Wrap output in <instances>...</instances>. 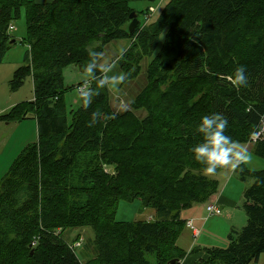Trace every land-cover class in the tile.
I'll return each mask as SVG.
<instances>
[{"label": "trees", "instance_id": "trees-1", "mask_svg": "<svg viewBox=\"0 0 264 264\" xmlns=\"http://www.w3.org/2000/svg\"><path fill=\"white\" fill-rule=\"evenodd\" d=\"M162 1L0 0V65L14 45L11 24L24 9L22 43L28 49L10 88L19 91L28 78L34 86V100L0 120L38 123V141L19 154L0 183V252L19 249L22 255L10 264H180L200 253L204 257L192 264H254L264 254V170L246 165L236 174L251 182L242 205L247 224L230 231L228 247L187 253L178 246L188 226L182 213L207 207L220 189L190 151L202 140L196 131L201 117L222 114L229 122L226 135L239 145L254 142L264 125V0H168L155 22L129 32L137 13L133 2ZM122 39L132 41L119 63L123 84L139 76L145 58L151 61L146 88L117 112L108 84H100L106 75L99 61L110 43ZM90 61L95 78L77 89L92 90V102L70 113L64 70L88 73ZM240 65L248 86L237 89L231 79ZM254 144L264 159V135ZM103 167L114 168L113 174ZM136 200L156 219L118 222L120 203ZM75 229L82 233L66 239ZM84 230L93 238L86 241L91 258L82 262L76 249Z\"/></svg>", "mask_w": 264, "mask_h": 264}, {"label": "rangeland", "instance_id": "rangeland-1", "mask_svg": "<svg viewBox=\"0 0 264 264\" xmlns=\"http://www.w3.org/2000/svg\"><path fill=\"white\" fill-rule=\"evenodd\" d=\"M157 8V13L154 14L152 21H154L161 11L163 10V4L157 2L156 4H149L147 2H133L134 7L138 13L139 21L143 26L151 24L152 21H148L143 15V12L151 7ZM11 26L15 27L13 32L14 40L16 41L11 50L6 54L2 65H0V115L6 112L8 109H12L22 102H31L34 100V86L32 78H28L25 81L24 86L16 92L11 91L10 81L14 77L15 71L24 66L25 53L27 52V45L23 44V39L27 36V25L25 22V11L22 10V14L19 19L15 20ZM164 40V36L161 37L159 48ZM129 40L122 39L118 42H113L105 50V53L100 61V66L105 67L107 63L115 64L112 72L105 73L106 76L120 75L121 70L119 63L122 61L126 50L125 44H128ZM158 48V51H159ZM126 50V51H125ZM125 51V52H124ZM151 58H145L141 64V72L139 76L127 83H120L113 87L108 84L110 91L111 102L115 111H123L133 103L136 97L146 88L147 76L146 68ZM64 85L65 93L63 95L65 106L68 112H77L79 108L83 106L82 95L78 92L77 86L80 83L89 84L91 80V74L84 73L80 68L69 66L64 70ZM123 84V85H122ZM142 119L146 113L144 111L137 113ZM36 119H28L21 122H5L0 121V183L5 178L9 171L10 165L16 159V157L22 152V150L30 143H34L37 139V131L31 130V123L36 125ZM241 148L246 149L251 155V161L246 166L252 171L264 170V159L258 157L254 152V142L248 145H239ZM105 173L113 174L114 168L106 171ZM210 176V175H209ZM210 177L216 179L220 184L219 196L224 195L231 201H234L237 205L242 207L244 202V191L251 182L244 183L240 180L236 174V169L232 170L231 167L224 168L222 171L211 175ZM232 179L230 186L229 181ZM236 184H239L236 186ZM231 207V208H230ZM234 210L236 217L241 214L242 221L239 219L231 218L230 211ZM184 219L193 220L194 228L199 229L201 232L198 236L193 235L192 229L187 228L183 236L180 237L178 245L181 249L190 252L194 247L201 249L207 248H227L229 245L228 235L232 229L240 231L247 224V216L242 208H233L230 205L224 207L222 216L209 217L206 205H196L191 209H188L182 213ZM156 219V213L150 208L143 207L140 200L134 202H121L117 211L118 222H138V221H153ZM189 222V221H187ZM189 227H192L189 226ZM72 235L82 233V229L71 230ZM84 232V231H83ZM90 232V231H89ZM66 239L69 240V235L65 233ZM90 237L93 238V233L90 232ZM89 237V238H90ZM71 239V238H70ZM70 241H73L71 239ZM88 241V240H87ZM87 242H81V247L77 248V254L82 262L88 261L91 256L90 249L86 247ZM7 250L0 252V264H10L13 258H21V250L17 249L15 252H6ZM195 260V259H194ZM264 264V254L260 257L258 263Z\"/></svg>", "mask_w": 264, "mask_h": 264}, {"label": "clouds", "instance_id": "clouds-1", "mask_svg": "<svg viewBox=\"0 0 264 264\" xmlns=\"http://www.w3.org/2000/svg\"><path fill=\"white\" fill-rule=\"evenodd\" d=\"M90 57H96L95 52L89 53ZM115 64L107 63V66L100 70L104 73L112 72ZM86 72L95 78V61H90ZM125 79L124 74L105 76L101 79V86L111 84L113 87L122 83ZM233 86L237 89L248 86L246 67L240 65L236 68L231 79ZM83 106L87 108L93 99L92 90L82 93ZM229 127L228 120L220 113H213L201 117L196 126V131L202 137L200 143L191 148L192 158L195 162L203 165V171L207 175H215L220 168L231 167L232 170L238 169L241 165H246L251 161V155L246 149L239 146L230 135H226Z\"/></svg>", "mask_w": 264, "mask_h": 264}, {"label": "crops", "instance_id": "crops-1", "mask_svg": "<svg viewBox=\"0 0 264 264\" xmlns=\"http://www.w3.org/2000/svg\"><path fill=\"white\" fill-rule=\"evenodd\" d=\"M36 2H38V3H41V4H46V3H49V2H51V1H53V0H35ZM167 3H168V0H163L162 1V4H163V6L164 7H162L163 9L164 8H166L165 6L167 5ZM161 7V6H160ZM159 8V7H158ZM163 11V10H162ZM161 11V12H162ZM161 15V13L159 14V16ZM159 16L154 20V21H152V22H155L158 18H159ZM14 27V26H13ZM14 30H15V27H14ZM13 32L14 31H12L11 32V34L13 35ZM127 40H129V43L128 44H125V46H124V48H126V50L130 47V45H131V43H132V41L130 40V39H127ZM115 42H118V40L117 41H115ZM110 44H113V42L112 43H110ZM109 44V45H110ZM108 45V46H109ZM108 46L106 47V49L108 48ZM125 50V51H126ZM124 51V52H125ZM102 59V58H101ZM101 61V60H100ZM100 61H99V67L100 68H102L101 66H100ZM132 103V102H131ZM110 104H112V107H113V102H111ZM129 107V106H128ZM127 107V108H128ZM114 108V107H113ZM11 109H8L6 112H4L3 114H1L0 116H2V115H5V114H7V113H9V111H10ZM120 111V110H119ZM119 111H117V112H119ZM1 121V120H0ZM36 122V125L35 126H33V123H31V125H30V127H31V130L33 129V130H35V131H37V134H38V123H37V121H35ZM22 123V122H21ZM38 141V136H37V139L35 140V142L34 143H36ZM31 144H33V143H30V144H28L27 146H29V145H31ZM26 146V147H27ZM25 147V148H26ZM24 148V149H25ZM23 149V150H24ZM22 150V151H23ZM19 156V155H18ZM17 156V157H18ZM16 157V158H17ZM15 161V160H14ZM13 161V162H14ZM12 165V164H11ZM11 165H10V167H11ZM10 169V168H9ZM231 183H232V179H230V181H229V185L228 186H230L231 185ZM237 185H239V184H236V186ZM212 202H215L216 201V203H217V205H218V207H219V209H220V216H222L223 215V212H224V207H226V205H230V206H232L233 208H242V207H240V205H237L236 203H234V201H231L230 199H228L227 197H225L224 195H222V196H219L218 194L216 195V196H214V198L211 200ZM231 208V207H230ZM235 211L234 210H232L231 209V211H230V216H231V218H232V216H233V219H239V220H241L242 221V216H241V214L240 215H238L237 217H236V215H235ZM210 217V216H209ZM182 218L184 219V217L182 216ZM184 220H186V219H184ZM194 220V219H193ZM191 221V220H187V221H189L188 222V228H191L192 229V233H193V235H195V236H198L201 232L199 231V229H197V228H194L193 227V225H194V221ZM190 225H192V227H189ZM188 228H186V229H188ZM186 231V230H185ZM184 231V232H185ZM71 234H72V232L69 234V241L71 240V239H75V237L77 236V234L75 235V236H73L72 235V237H71ZM184 234V233H183ZM183 234H182V236H183ZM89 237H90V232L89 231H86V230H84V232H83V234H82V240H83V242L85 241H87L88 239H89ZM71 238V239H70ZM179 246V245H178ZM194 248H196V247H194ZM181 249V248H180ZM198 249H201V247H199ZM185 251V250H184ZM187 252V251H186ZM187 253H189V252H187ZM204 255V253H200L199 255H193V256H190L189 258H188V260H187V263L186 264H192L193 263V261H195L196 259H199V258H202V257H204L203 255ZM195 259V260H194Z\"/></svg>", "mask_w": 264, "mask_h": 264}, {"label": "built area", "instance_id": "built-area-1", "mask_svg": "<svg viewBox=\"0 0 264 264\" xmlns=\"http://www.w3.org/2000/svg\"><path fill=\"white\" fill-rule=\"evenodd\" d=\"M151 11L154 12V9L153 7H151ZM148 22V21H147ZM147 25V24H146ZM12 31H14V27L11 26L10 29H9V33H11ZM84 87L85 86H81L79 87L78 91H83L84 90ZM264 135V125L262 126L261 130L259 131L258 135L253 139V141H257L258 138L260 136ZM208 212L211 214V215H220V211L218 209V205L216 203V201L213 203V204H210L208 206ZM191 226V225H190Z\"/></svg>", "mask_w": 264, "mask_h": 264}, {"label": "water", "instance_id": "water-1", "mask_svg": "<svg viewBox=\"0 0 264 264\" xmlns=\"http://www.w3.org/2000/svg\"><path fill=\"white\" fill-rule=\"evenodd\" d=\"M130 25H129V32L130 33H133L135 31V29L139 26L140 24V21L138 19V14L137 13H132L131 16H130ZM15 40H11V44H15ZM178 262L177 259L173 260L170 262V264H176Z\"/></svg>", "mask_w": 264, "mask_h": 264}, {"label": "bare ground", "instance_id": "bare-ground-1", "mask_svg": "<svg viewBox=\"0 0 264 264\" xmlns=\"http://www.w3.org/2000/svg\"><path fill=\"white\" fill-rule=\"evenodd\" d=\"M153 9H154V12H152L151 11V8H149V10H148V13L145 15V18L147 19V21H149L151 18H152V15L156 12V8L155 7H153ZM87 89V86L85 85V87H84V90L83 91H78V92H80V93H83L85 90ZM214 202H212V203H210V204H213ZM209 204V205H210ZM208 205V206H209ZM208 206H207V211H208ZM219 209V208H218ZM209 213V212H208ZM209 216L210 217H213V216H220V215H211L210 213H209ZM79 246V245H78ZM187 263V260L185 259L184 261H181L180 262V264H186Z\"/></svg>", "mask_w": 264, "mask_h": 264}]
</instances>
